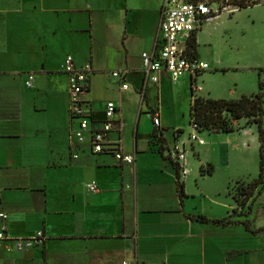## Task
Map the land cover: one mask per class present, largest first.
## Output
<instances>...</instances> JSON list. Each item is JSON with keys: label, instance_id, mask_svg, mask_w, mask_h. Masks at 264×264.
<instances>
[{"label": "crops", "instance_id": "0c3cea01", "mask_svg": "<svg viewBox=\"0 0 264 264\" xmlns=\"http://www.w3.org/2000/svg\"><path fill=\"white\" fill-rule=\"evenodd\" d=\"M163 4L164 0H0V212L9 214L12 239L40 230L46 236L43 244L22 250L4 242L0 264H264V175L255 120L245 118L231 132L210 130L209 142L193 144L198 157L187 155L190 171L181 176L183 197L177 160L164 129L165 149L157 140L143 144L139 135L132 146H125L123 139L124 150L135 155L134 163L95 153L90 133L88 139L76 136L79 121L71 115L65 71L69 55L78 65L90 63L93 68L84 97L98 123L106 119L107 103H117L121 131L113 132L122 138L124 91L133 88L141 96V106L147 104L149 113L157 111L160 120V96L168 84L174 103L175 89L178 96L187 93L192 102L188 73L174 82L163 71L144 98L140 92L142 53H157L162 44ZM196 54L200 57L199 47ZM111 69L129 71L128 89L114 75L118 87L108 83ZM30 74L35 77L27 86ZM15 81L19 130L8 124L15 115L14 104L2 97L14 92ZM253 94L243 91L227 98L212 90L199 93L227 100ZM5 100L10 112L3 117ZM262 119L264 126V114ZM13 138H18L17 145ZM208 166L213 169L210 174L203 172ZM260 177L253 196L240 204L235 197L239 185L246 188ZM92 183L98 191L89 188ZM234 211L235 222L227 225L197 218L223 219Z\"/></svg>", "mask_w": 264, "mask_h": 264}, {"label": "built area", "instance_id": "2783aa9c", "mask_svg": "<svg viewBox=\"0 0 264 264\" xmlns=\"http://www.w3.org/2000/svg\"><path fill=\"white\" fill-rule=\"evenodd\" d=\"M258 0H164L161 11L160 34L162 44L157 53L145 51L142 53V72L143 82L140 92L144 98L151 82L158 83L160 74L163 71L170 73L172 81H177L185 74L192 76V87L196 95L203 91V86L198 84V77L205 69L209 68L208 63L201 62L200 57L192 54L191 43L195 34L202 28L205 22L211 21L222 13L234 14L244 7L258 4ZM65 71L69 74L71 115L73 119L79 121V126L75 130L76 136L84 139L86 132L90 133V143L95 153L111 154L122 162L134 163L135 155L129 154L124 150L122 136L112 137L113 131H121L120 112L115 101H109L106 106V119L99 125L91 121L93 114L88 102L85 100L90 87V77L93 68L90 63L78 65L73 55H69L66 60ZM128 70H116L113 72L115 77L124 81L122 87L129 88L126 81ZM34 74H30L26 81L27 86H32ZM156 127H161L160 114L152 112ZM238 121V120H237ZM193 127L201 131L197 124ZM183 130L176 129L174 132L175 149L171 151L180 167L181 176L189 174L187 167V142L182 137ZM192 146L196 142L205 144L206 140L199 137L197 132L189 135ZM77 156V155H75ZM89 188L98 191L96 184H89ZM9 214L5 211L0 212V220H7ZM46 236L43 230L36 235L23 238L12 239L8 234L7 226L0 227V248L6 241L12 242L14 247L22 250L27 247H34L43 244ZM124 264H132L125 261Z\"/></svg>", "mask_w": 264, "mask_h": 264}, {"label": "rangeland", "instance_id": "374dc122", "mask_svg": "<svg viewBox=\"0 0 264 264\" xmlns=\"http://www.w3.org/2000/svg\"><path fill=\"white\" fill-rule=\"evenodd\" d=\"M258 1V4L244 7L234 14L222 13L213 20L205 22L198 31L197 37L200 34L198 47L201 62L210 65L198 77V84L204 88L200 93L212 90L217 94H223L227 98H231L243 91L251 93L260 91L259 82L261 79L264 81V0ZM102 65L106 66L105 64ZM113 72L111 69L108 73L111 77L108 78V83L113 87H118V84L114 81ZM18 83V81L14 82L17 88L14 89L12 94H2V97L7 98L8 102L14 104L13 112L15 115L12 122L8 124H11L16 130H19ZM173 93L174 90L171 84L162 88L159 104L162 128L166 137H168L172 151L175 149L174 132L177 128H182L184 130L182 137L189 142L187 155L198 157L195 155V149L189 141V135L197 132L199 137L209 142L213 134L210 130L198 131L193 127L191 101L189 98L187 99V93L182 91V95L178 96L175 89V103ZM123 99V139L125 146L134 145L137 135H139L143 144L152 142L156 127L153 117L148 111L147 104L141 106V96L135 93L133 88L123 92ZM7 101H4L6 105L2 111L3 117H6L7 113L10 112ZM246 119L249 121L248 118ZM244 122H246L245 118L236 121L235 124L237 126L239 123ZM4 130L7 131V128L4 127ZM111 135L112 137L117 136L115 132ZM84 137L88 139L89 133L86 132ZM12 140L16 145L18 144V138ZM196 144L199 143L196 142ZM13 158L16 159V157ZM7 221H9V218L0 220V227L8 226ZM2 246H4V243L1 244V248Z\"/></svg>", "mask_w": 264, "mask_h": 264}, {"label": "trees", "instance_id": "16d2710c", "mask_svg": "<svg viewBox=\"0 0 264 264\" xmlns=\"http://www.w3.org/2000/svg\"><path fill=\"white\" fill-rule=\"evenodd\" d=\"M192 54L198 56V39L197 34L193 37L192 43ZM199 57V56H198ZM90 89V87H89ZM89 91V90H88ZM263 91H264V82L260 81V91L253 95H244L239 99H214V98H205L201 95H196L192 87V102H191V122L192 124H197L201 131L203 130H222L226 132H231L235 130L237 120L242 118H248V122L256 121L259 124L260 130V140H261V177L264 175V126L262 116L264 114L263 108ZM152 115V112H151ZM153 116V115H152ZM99 119L96 118L94 114L91 116V121L96 124ZM102 121V120H101ZM157 140L158 144L164 148V143L166 139L163 135V128L156 127L154 132L155 142ZM175 165L178 167V189L181 196L185 195L184 183L181 180L180 167L178 162H175ZM204 173H212L213 169L211 166L203 168ZM261 177L252 182L248 187L237 188L235 192L236 199L240 204L244 205L246 201L253 196L254 188L261 182ZM237 211H234L229 217L223 219H210L206 216L200 215L197 218L205 222H213L215 224L227 225L235 222L231 219L233 214H236ZM194 218V217H193ZM246 226L250 228V222L244 221Z\"/></svg>", "mask_w": 264, "mask_h": 264}]
</instances>
